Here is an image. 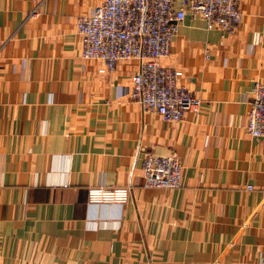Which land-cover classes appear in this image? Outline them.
I'll list each match as a JSON object with an SVG mask.
<instances>
[{"label": "crops", "instance_id": "crops-1", "mask_svg": "<svg viewBox=\"0 0 264 264\" xmlns=\"http://www.w3.org/2000/svg\"><path fill=\"white\" fill-rule=\"evenodd\" d=\"M104 1L0 0V264H263L264 140L245 122L264 0H237L228 34L177 24L160 64L200 103L168 123L130 96L137 60L81 57L77 19ZM146 154L175 158L180 186L144 187Z\"/></svg>", "mask_w": 264, "mask_h": 264}, {"label": "built area", "instance_id": "built-area-1", "mask_svg": "<svg viewBox=\"0 0 264 264\" xmlns=\"http://www.w3.org/2000/svg\"><path fill=\"white\" fill-rule=\"evenodd\" d=\"M185 15L198 16L205 29L216 28L226 34L240 18L237 0H105L77 19L81 57L101 59L100 72L114 70L120 60H137V70L130 76L131 98L161 121L178 122L183 112L197 113L200 101L177 85L180 71L162 66L160 59L167 54L177 24ZM245 129L251 138L264 140L262 82H253L249 88ZM141 171L146 188L180 186V164L170 155L146 154ZM128 190L129 186L91 187L87 196L90 202H125Z\"/></svg>", "mask_w": 264, "mask_h": 264}]
</instances>
